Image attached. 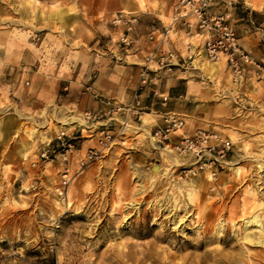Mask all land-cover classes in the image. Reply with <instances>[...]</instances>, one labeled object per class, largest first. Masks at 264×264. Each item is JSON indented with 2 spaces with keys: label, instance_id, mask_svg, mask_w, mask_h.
Segmentation results:
<instances>
[{
  "label": "rangeland",
  "instance_id": "1",
  "mask_svg": "<svg viewBox=\"0 0 264 264\" xmlns=\"http://www.w3.org/2000/svg\"><path fill=\"white\" fill-rule=\"evenodd\" d=\"M119 1L118 13L137 18L126 47L125 27L108 11L113 0H103L96 37L65 26L96 0H0V264H264V0H216L215 12L231 14L239 45L261 66L241 78L223 59L207 60L198 36L168 26L169 0H134L133 12L125 8L131 0ZM166 30L161 43L149 39ZM178 39L184 46L169 49ZM161 50L178 64L177 84L162 86L183 132L216 133L231 144L212 167L198 170L190 156L156 144L150 110L140 120L106 121L111 138L101 150L100 122H85L87 109L67 100V80L77 78L81 93L93 84L94 100L126 103L138 90L132 75ZM99 63L111 95L95 87L99 69H87ZM64 121L74 123L63 128ZM88 149L97 156L80 166Z\"/></svg>",
  "mask_w": 264,
  "mask_h": 264
},
{
  "label": "built area",
  "instance_id": "2",
  "mask_svg": "<svg viewBox=\"0 0 264 264\" xmlns=\"http://www.w3.org/2000/svg\"><path fill=\"white\" fill-rule=\"evenodd\" d=\"M214 1L176 0L168 26L170 28L173 27V29L179 25L183 26L185 35L190 40L198 36L201 41L202 53L206 59L214 63L223 59L226 68L234 78H241L245 70L252 65L261 69L260 64L253 61L250 55L239 45L236 32L231 23V14L229 12H215L211 10ZM225 5L231 6V2L225 3ZM127 15V13H118L112 19L113 24H122L125 27L119 38L120 44L124 47L132 43L129 32L137 21L135 16ZM158 34L159 37L155 38L154 32H152L149 39L157 41L159 44L166 38L168 31L166 30L164 33L158 32ZM186 45L189 48L190 44L187 43ZM174 58L175 54L172 50H161L156 58L152 56L147 57L144 68L139 75L138 90L126 103L100 100L104 106L102 110L99 112L84 111L83 120L85 122H92L94 120L100 122L98 128L102 129L98 130V133L101 135L98 143L101 146V150H104L108 146L111 138L110 131L106 129L105 122L113 120V117L116 115H124L127 117V120L136 118L140 120L141 115L145 114V111L149 110V108L143 103L141 92L138 91H142L143 88L159 79L161 71H171L174 66ZM25 85H28V83L25 82ZM83 93L92 96L94 99H98L93 84H87L83 88ZM159 99L161 105L165 106L169 100V95L160 94ZM184 125L185 121L181 115L174 112L164 113L154 122L149 131V136L156 144L162 145L165 149L193 158L196 163L195 168L198 170L207 166L212 167L227 156L231 149V144L228 140L223 139L216 133H205L203 131L186 134L183 132ZM61 136H64L63 132H61L60 136L58 135V139ZM67 153L68 151L60 155L64 161L67 160ZM94 156H97L95 150H86L80 166L84 164L85 160ZM65 172H67V175L63 176L62 188L70 180L67 168ZM58 193L61 195L62 190H58Z\"/></svg>",
  "mask_w": 264,
  "mask_h": 264
},
{
  "label": "crops",
  "instance_id": "3",
  "mask_svg": "<svg viewBox=\"0 0 264 264\" xmlns=\"http://www.w3.org/2000/svg\"><path fill=\"white\" fill-rule=\"evenodd\" d=\"M46 1H52V0H46ZM96 1L98 3L94 4L93 6L90 7V9L86 10V12H84V13H86L84 16L81 15L78 19H76L74 21H70L67 24H65L66 28L67 27L71 28V24H73L75 27L76 26L77 27H81V28L87 27V28H91V30L93 32V34H92L93 36L92 37L99 36L100 35V31H101V30H99L101 28L100 18L102 17V15L103 16L105 15L106 6L103 3V0H96ZM169 2L172 5V6L169 7V10H170V9H172L174 7V4L176 3V0H169ZM218 4L219 3L215 0L212 3L211 10L212 11L219 10L221 7H216V6H218ZM122 6H123V4L121 3V1L113 0V2L109 3V5H108V11L109 12L110 11H113V12L115 11L114 13L121 12V11H123L121 9ZM125 8L128 9V11H126V12H133V11H135L137 9V4H136V2L134 0H131V2L129 4H126ZM180 32H182L181 29H179L175 33L177 35V37L180 35L179 34ZM84 36H85L84 39L86 41H90L89 36H86V35H84ZM135 42L136 43H141L142 42L141 38L139 39L137 37V40H135ZM94 43H97L96 40H94ZM181 43H184V42L181 41L180 39H178L175 42H169L168 43V47H169V49H172V48L178 49V47L180 45L184 46V44H181ZM196 46H199V45H196ZM200 47H202V46L200 45ZM182 48L183 47H181L180 49H182ZM140 52H141V50L138 51L134 56H136ZM144 58H145L144 59V61H145L147 56H145ZM173 63H174V65H178L177 62H173ZM93 68L99 69L98 79H97V82L95 83V87L97 88V90L102 95H105V96L111 95V90H108V87L106 88V85L104 84V80H105L104 77H105V74H106L105 66H102L99 63L97 65H94V66L89 65L87 67V69H90V70L93 69ZM173 69L175 70L174 72H173ZM173 69L171 71H169V72L161 71L160 74H159V76H160L159 79L155 80L149 86L143 88L142 91H141V99H142L143 103L146 106H148L150 111L155 112V114L157 115V119L159 118V116L161 114H164V113H168V112L176 113L175 109L173 107H171V103L168 102V103H166L165 106H162L161 102H160V99H159V95L160 94H168V86H173L174 87L177 84V78L174 75H175V73L177 71H179V69H177V68H173ZM114 70H116V69H114ZM136 74L137 73L135 72L132 75V79L130 80V84H131V87H132L131 90H133V91L136 90L137 86L139 85V75L137 74V76H136ZM163 79L167 82L168 86H166V88L164 86H162ZM67 81H68L69 92L66 95V97H67L68 102L71 103V105H73V104L77 105V106L83 108V111L86 110V109L87 110H89V109L97 110L99 108L102 109V105H101L100 101H96V100H94V98L92 96L80 92L79 86L82 83L81 80H78L77 78H74V79L71 78V80H67ZM114 92H115V90H114ZM129 98H128V96H126V100H128ZM155 104H156V107H153ZM145 116H149V114H145Z\"/></svg>",
  "mask_w": 264,
  "mask_h": 264
},
{
  "label": "bare ground",
  "instance_id": "4",
  "mask_svg": "<svg viewBox=\"0 0 264 264\" xmlns=\"http://www.w3.org/2000/svg\"><path fill=\"white\" fill-rule=\"evenodd\" d=\"M72 123H74V121L73 122H71V121H64V122H62V123H60L61 124V126L64 128H66V126H70ZM81 125V124H80ZM125 126H127V125H125ZM169 154V153H168ZM157 170V168H155V170L154 171H156ZM164 171H166V169H164ZM209 173V176L211 177V178H213V173H210V172H208ZM165 173H163V175H164ZM157 206H158V204H157ZM260 221V219H254V220H252L251 222L252 223H258ZM262 230H264V226H262V228H261ZM261 243L262 244H264V241H261Z\"/></svg>",
  "mask_w": 264,
  "mask_h": 264
}]
</instances>
